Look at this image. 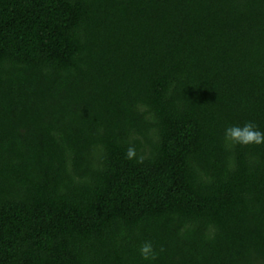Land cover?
Masks as SVG:
<instances>
[{"label": "trees", "instance_id": "obj_1", "mask_svg": "<svg viewBox=\"0 0 264 264\" xmlns=\"http://www.w3.org/2000/svg\"><path fill=\"white\" fill-rule=\"evenodd\" d=\"M245 122L264 0H0V264H264Z\"/></svg>", "mask_w": 264, "mask_h": 264}, {"label": "clouds", "instance_id": "obj_2", "mask_svg": "<svg viewBox=\"0 0 264 264\" xmlns=\"http://www.w3.org/2000/svg\"><path fill=\"white\" fill-rule=\"evenodd\" d=\"M224 138L226 141L239 143L241 145L261 144L264 143V132L256 128L252 122H245L241 125H232L225 129ZM135 156V149L129 147L126 151V157L132 159ZM151 250V244L145 243L141 246V254L147 260L149 259L148 253Z\"/></svg>", "mask_w": 264, "mask_h": 264}]
</instances>
